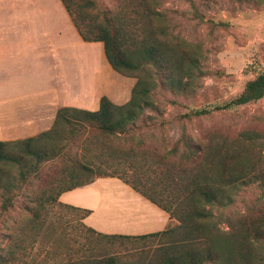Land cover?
I'll return each mask as SVG.
<instances>
[{"label":"trees","instance_id":"obj_1","mask_svg":"<svg viewBox=\"0 0 264 264\" xmlns=\"http://www.w3.org/2000/svg\"><path fill=\"white\" fill-rule=\"evenodd\" d=\"M61 2L82 39L103 43L110 66L119 73L137 75L138 82L130 101L124 105H116L102 96L97 111L65 107L58 111L49 131L25 140L0 142V165L24 168L63 159L66 148L67 153L72 152L68 148L69 140L76 129L90 126L93 129L80 134L83 156L93 152L97 161L81 163L66 171L72 184L59 191L56 203L78 212L83 220L91 211L65 205L59 202V196L97 178L116 177L169 213L176 223L165 231L141 236L105 235L83 224L86 231L108 240L159 242L161 246L149 262L141 264H264V202L252 205L242 215L230 214L241 192L254 186L264 188L263 131L246 129L234 136L209 132L204 142H196L183 126L181 137L169 152L132 151L117 164L114 154L98 151V143H93L88 136L90 131L111 139L128 135L146 109L157 111L151 101L156 84L151 88L145 80L147 66H151L157 76L165 77L167 89L175 95H193L196 81L206 74L201 65V47L181 40H159L157 34L161 27L156 25V20L161 13L154 11L148 0H131L128 5L133 14L121 9L103 12L101 18L90 14L95 7L90 1ZM263 98L264 71L249 80L234 99L223 105L186 112L180 115V120L192 121L214 112L230 111ZM51 142L59 145L49 146ZM85 174L86 180L74 181ZM27 175L21 170L20 179L25 180ZM15 185L17 183L7 184L8 192L19 188ZM0 189L5 191L1 180ZM10 199L6 195L1 202L0 222L3 215L14 208ZM36 220L35 217L29 220V225H34ZM224 223L229 225L228 230L222 228ZM13 245L0 256V264L25 260L27 254L20 255L15 250L17 244ZM90 256L69 258L63 264H120V258L115 255Z\"/></svg>","mask_w":264,"mask_h":264},{"label":"rangeland","instance_id":"obj_2","mask_svg":"<svg viewBox=\"0 0 264 264\" xmlns=\"http://www.w3.org/2000/svg\"><path fill=\"white\" fill-rule=\"evenodd\" d=\"M6 1L0 0V24L5 21L11 7L47 5V0H13L12 5ZM77 1L94 3L95 7L90 14L97 18H101L103 12H117L121 9L133 14L128 5L131 0ZM148 2L154 11L161 13L156 20V25L161 27L157 38L199 45L203 56L201 65L206 74L196 81L193 95L178 96L167 89L164 76H157L156 71L147 66L145 80L151 88L156 84L151 92V101L157 111L146 109L130 133L119 138H104L90 131L89 139L98 143V151L114 154L116 164L132 151L153 149L156 153L165 154L174 148L182 135L183 126L196 142H204L209 132L230 136L246 129L264 132V98L192 121L180 120V115L186 112L223 105L234 99L243 92L249 80L264 71V0ZM110 68L111 84L101 97H108L116 105H124L130 101L138 77ZM80 106L77 109L94 111L92 104ZM89 129L93 128L85 126L76 129L69 140L68 148L72 152L67 153L66 148L63 159L47 160L24 168L19 165H0V180L5 189H0V205L6 195L14 202L13 210L3 215L0 222V256L5 255L11 244H17L15 250L20 255L27 254L25 260L20 259L17 264H63L69 258L90 255L96 258L115 255L120 258V264H141L148 263L154 251L161 246L159 242L152 240L101 238L85 230L78 212L56 203L59 191L72 184L66 171H71L81 163L97 161L93 152H86L88 155L83 156L84 145L80 134L85 130L89 132ZM48 145L56 147L59 143L51 142ZM62 147L65 148L63 145ZM20 151L22 150L19 149L17 153L20 154ZM21 170L28 174L25 180L20 179ZM84 179H87L86 174L74 181ZM9 183H17L15 186L19 188L8 192L6 185ZM259 202H264V188L254 186L244 190L230 214L247 213L252 205ZM34 217L37 220L30 226L29 220ZM175 223L172 220L171 225ZM222 228L228 230L230 227L224 223Z\"/></svg>","mask_w":264,"mask_h":264},{"label":"crops","instance_id":"obj_3","mask_svg":"<svg viewBox=\"0 0 264 264\" xmlns=\"http://www.w3.org/2000/svg\"><path fill=\"white\" fill-rule=\"evenodd\" d=\"M46 4L11 7L0 24V142L49 131L65 107L92 104L97 111L111 84L103 43L82 39L61 0ZM59 202L91 211L83 224L105 235L158 233L172 222L116 177L65 191Z\"/></svg>","mask_w":264,"mask_h":264}]
</instances>
